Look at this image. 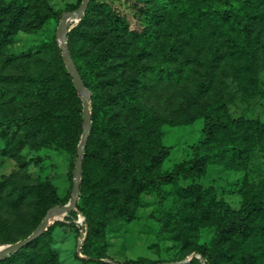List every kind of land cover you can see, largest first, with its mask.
I'll return each instance as SVG.
<instances>
[{"label": "rangeland", "instance_id": "rangeland-1", "mask_svg": "<svg viewBox=\"0 0 264 264\" xmlns=\"http://www.w3.org/2000/svg\"><path fill=\"white\" fill-rule=\"evenodd\" d=\"M17 1L28 3L29 0ZM31 1L30 12L40 8L44 23L37 29L23 28L14 35L0 54V68L4 69V52L28 55L24 61L34 59L36 63L33 73L42 69L45 75L55 73L58 78L64 69L69 71L59 43L62 16L65 12L78 10L84 0ZM96 1L107 5L105 9H113L125 17L130 27L137 31H142L151 18L150 12L147 15L148 10L144 12L142 7H149L155 14L166 13L167 20L154 26L159 31V53L145 60L150 67L148 76L154 78L153 95L140 87L143 106L151 108L156 118L152 144L156 146L161 142L172 148L158 169L160 174H169L176 165L192 161L193 146L206 136L203 113L211 105L223 102L232 118L264 122V97L261 96L264 91V0H231L233 12L250 16L249 28L243 22L238 29L232 28L230 38L208 39L201 31V36L188 37L186 29L191 22L172 11L170 0ZM215 9L221 12L229 6L221 4ZM82 18L69 23L67 45L71 30ZM25 23L29 22L26 20L23 26ZM247 33L250 42L245 38ZM175 43L181 47L177 59L163 60L160 57L162 51ZM21 71L24 73V68ZM12 73L18 74L19 70L8 67L3 71L2 89L7 86L10 80L7 78H12ZM157 77H161L159 81H155ZM78 94L83 105V97L79 91ZM49 99L46 106L56 108V100L52 96ZM101 103L92 93L91 113L93 111L103 120L105 105H99ZM0 110L1 115L14 116L12 105H0ZM113 110L120 120L135 128L137 140L133 142L132 157L144 162L145 155L141 152L144 141L137 131L139 122L130 106L120 105ZM82 121L84 129V112ZM46 128L58 143L43 147L28 144L18 157L8 153L7 141L0 135V247L30 236L51 209L72 201L74 172L83 134L76 150L70 142V138L79 133L76 116L53 121ZM250 135L247 132L240 137L249 148L247 167L228 160L208 164L193 177L180 178L176 183L154 189L140 190L123 172L114 171L97 160L87 161L86 173L99 186L102 195L88 201L86 197L79 199L77 210L53 216L44 235L0 260V264H100L84 263L80 259L85 255L79 245L86 237L87 259L94 253L108 263L147 257L158 264H185L196 257L205 264L198 250L213 247L219 236L218 222L202 214L201 202L196 200L199 194L186 195L183 189L201 185L210 198L223 202L235 214H239L249 201L264 200V151L252 147ZM40 138L39 135L31 140ZM118 147V139L104 126L96 129L90 149L111 154ZM83 171L82 167L81 182ZM42 183H49L64 204L46 210L50 200L43 197ZM246 250L261 254L259 259L247 264H264L262 235L254 231L244 239L237 233H227L219 264H246L242 261Z\"/></svg>", "mask_w": 264, "mask_h": 264}, {"label": "trees", "instance_id": "trees-1", "mask_svg": "<svg viewBox=\"0 0 264 264\" xmlns=\"http://www.w3.org/2000/svg\"><path fill=\"white\" fill-rule=\"evenodd\" d=\"M27 2L0 0V54L19 30L37 29L44 23L40 8L37 12L31 13L29 4L32 1ZM170 4L175 14L191 22L186 29L189 38H194L196 34L198 36L200 31L205 32V39L218 36L230 38L232 28L238 29L243 22L247 28L250 26V16L239 11L233 12L231 0H170ZM221 4L228 5L229 9L217 12L215 6ZM106 6L96 0H90L81 22L68 36L69 50L86 87L93 93L95 99L101 100L102 103L99 105H105L103 120L98 119L93 111L91 113L92 127L84 154L80 199L86 197L85 200L88 201L102 195L99 186L95 185L86 173L89 160L103 162L114 171L123 172L142 190L176 183L180 178L193 177L208 164L228 160L234 165L247 167L249 148L240 141V137L247 132L251 133L252 147L264 151V122L245 117L232 118L225 103L219 102L209 106L203 113L206 136L193 146L192 161L176 165L169 174H160L158 169L172 148L161 142L156 146L152 144L156 118L151 108L143 106L140 87H145L148 94L153 95L154 78L148 76L150 67L145 60L159 53V31L154 26L157 27L162 20H167L166 13L155 14L148 9L149 7H142L144 12L145 9L148 10L147 15L150 12L151 18L142 31H137L130 27L125 17L113 9H105ZM26 20L29 23L23 26ZM245 38L250 42L249 33ZM179 52L181 47L175 43L162 51L160 57L168 61L176 60ZM26 57L28 55L4 52L2 67L4 69L0 68V81L3 80L5 68L19 70L18 74L12 73V78H7L10 80L4 89L0 86V105H12L14 113L13 117L4 116L0 110V135L7 141L8 153L18 157L28 144L43 147L58 143L51 138L46 125L72 116H76L78 120L79 133L73 135L70 142L77 150L84 131L83 105L71 73L64 69L59 77L55 78V73L45 75L44 70L37 69L35 74L32 72L33 66L36 65L34 59L24 61ZM22 68L26 73H21ZM160 78L157 77L155 81H159ZM50 96L56 100L58 105L56 108L46 106ZM261 96L264 97V91ZM120 105H129L139 122L137 131L142 134L144 141L141 149L145 155L144 162L135 161L132 157L133 142L137 140V136L135 128L125 120H120L119 114L113 110ZM102 126L119 142L118 149L111 154L90 149L96 129ZM39 135L40 139L31 140L32 137ZM40 186L44 192L43 197L50 200L46 210L64 204V200L57 197L49 183H42ZM183 190L186 195L199 194L196 200L198 203L201 202L202 214L218 222L219 236L213 247H201L198 250L205 264H219L222 242L227 233H237L246 239L257 231V234L264 237V200L249 201L239 214H235L223 202L210 198L201 185H191ZM87 246L86 237L82 247L85 257L80 258L84 263L158 264L147 257L125 263L117 261L108 263L98 259L94 253H90L91 258L87 259L89 255ZM260 256L261 254L254 250H246L242 254V261L246 264L251 263ZM185 264H201V261L194 257L191 262Z\"/></svg>", "mask_w": 264, "mask_h": 264}, {"label": "water", "instance_id": "water-1", "mask_svg": "<svg viewBox=\"0 0 264 264\" xmlns=\"http://www.w3.org/2000/svg\"><path fill=\"white\" fill-rule=\"evenodd\" d=\"M89 2L90 0H84L82 6L78 10L74 12H65L62 16L61 27H60V30L63 28L66 29L65 38L63 41L60 39L59 43H60V47H61V50L64 56L65 63L67 65V68L69 69V72L72 75V78L74 80L77 90L83 97V112H84V123H85V128L83 131V138L79 146L78 158H77L76 168L74 172V188H73L72 201L69 202L68 204L58 205L54 207L53 209H51L47 213L45 219L42 221L39 227L34 231V233L24 239H21L15 243L8 245L7 248L4 249L0 253V260L18 252L23 247L29 245L31 242L37 239L40 235H42L46 231V229L49 227L52 221V212H54V214L56 215L60 212H70L73 210H77L78 201L80 199V185H81L80 175L82 172L83 158H84L85 149L88 143L89 133L91 131V125H92L91 108H90V99H91L92 93L89 90V88L86 87L74 63L71 52L68 48L67 27L71 21H74V20L77 21L79 18H81L86 13ZM84 240L85 238H82V241L80 242V245H79V250H81ZM191 260L192 258L189 261Z\"/></svg>", "mask_w": 264, "mask_h": 264}, {"label": "bare ground", "instance_id": "bare-ground-1", "mask_svg": "<svg viewBox=\"0 0 264 264\" xmlns=\"http://www.w3.org/2000/svg\"><path fill=\"white\" fill-rule=\"evenodd\" d=\"M65 35H66V29L63 28V29H61V32H60V39L62 41L64 40ZM54 215H55L54 212H52V218H53ZM6 248H7V246L0 247V253Z\"/></svg>", "mask_w": 264, "mask_h": 264}, {"label": "built area", "instance_id": "built-area-1", "mask_svg": "<svg viewBox=\"0 0 264 264\" xmlns=\"http://www.w3.org/2000/svg\"><path fill=\"white\" fill-rule=\"evenodd\" d=\"M83 244H84V242H83ZM83 244H82V247H83ZM82 249V248H81Z\"/></svg>", "mask_w": 264, "mask_h": 264}]
</instances>
